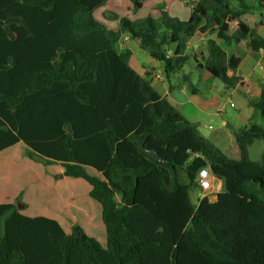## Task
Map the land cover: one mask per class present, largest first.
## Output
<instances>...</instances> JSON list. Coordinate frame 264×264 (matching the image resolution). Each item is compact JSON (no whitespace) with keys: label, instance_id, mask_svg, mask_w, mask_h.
I'll return each mask as SVG.
<instances>
[{"label":"trees","instance_id":"1","mask_svg":"<svg viewBox=\"0 0 264 264\" xmlns=\"http://www.w3.org/2000/svg\"><path fill=\"white\" fill-rule=\"evenodd\" d=\"M114 1L0 0V152L24 142L31 160L85 180L107 232L103 247L80 225L67 234L54 219L1 204L0 264H264V153L249 155L264 127L235 132L241 158H229L133 69L130 49L117 48L128 34L169 74L189 61V38L207 35L209 55L195 61L234 88L238 52L264 49L244 20L264 13V0H198L188 20L161 5L157 18L117 17L109 30L95 13ZM130 1L137 13L151 0ZM254 106L264 119V88ZM204 168L223 191L194 203Z\"/></svg>","mask_w":264,"mask_h":264},{"label":"crops","instance_id":"2","mask_svg":"<svg viewBox=\"0 0 264 264\" xmlns=\"http://www.w3.org/2000/svg\"><path fill=\"white\" fill-rule=\"evenodd\" d=\"M169 1L165 2L164 0H151L145 4L144 8L148 6L158 7L159 5L164 4L165 10H168L169 6L171 5ZM245 1L249 4L256 5L259 0ZM185 7L187 9L184 11L183 19L180 18L181 20H188L193 11V5L189 7L187 2L185 3ZM109 8L111 7H105L101 9H105L107 12H110L108 10ZM98 11H96L95 17L101 24L106 26L107 29L111 30L118 27V20L116 25H114L113 22L115 23V20L111 21V19H107L105 15L103 16L108 23L102 19H99L97 17ZM151 11L152 10L150 9L149 15L147 16H153L154 18L159 17L160 9L153 11V13ZM171 16L179 18L177 14ZM244 20L251 28H256L259 35L264 38V13L256 12L253 14H248L244 16ZM109 25H111V27H109ZM127 37H129V39ZM210 37L215 38L216 35L213 34ZM208 38L209 37L207 35L202 34H196L192 38H189L185 55H188L191 58H194V55H197L198 59H201V56L203 55L204 58H207L209 55L208 47L206 45ZM134 43L136 45L133 47ZM119 44H125V47L122 46L120 51ZM204 47H207L206 50L203 51L201 56H198V51ZM117 48L119 52H123L126 49H130L132 51L133 55L130 58V65L133 67V69L136 70L141 76L150 79L155 90L163 98L168 99L177 108V110L196 127V129L197 126L193 122L194 119L191 118L193 120L192 121L190 120V117L195 116V120L197 122L200 119H205L204 123L221 121L225 127L229 126L226 113L227 107L226 105L222 106V97H215L212 101L213 105L209 107L200 105L196 100V97H198L200 93V85L201 88L205 89L207 83L213 81L214 78L205 68L200 67L196 61H194V65H190L189 69L185 67L187 65L186 64L181 69L167 74L163 69V65L150 57L148 52L142 50L138 43L132 40L128 34H125L120 39L117 44ZM175 48L176 45H172L169 52L173 53ZM234 51V46L229 47V54H232ZM238 53L241 55L242 61L238 68L237 74L242 78V80L234 88L228 89L226 86H224L223 93L227 101L235 104V110L240 112L238 114L240 120L246 121L249 117L247 113H249V108L252 105V102L260 97L261 91L264 88V49L254 54H246L244 51H239ZM201 63L204 62L201 61ZM189 85L192 89L191 92H189L188 89ZM256 125L264 127L261 124ZM209 128L211 129L212 125H210ZM201 136L204 137L203 135ZM209 141L212 142L229 158L234 160H239L241 158L240 149L236 142L234 132L232 134L223 131L220 136H216L213 138V140ZM19 146L25 149L23 152H21L20 156L17 157L16 150ZM11 150H14V153L6 158L11 159L9 160L8 174L6 177L0 179V205L15 203L19 207L20 213L23 215L29 217L43 216L54 219L61 224L67 234H71L72 227L66 224V215H73L74 213L79 212L86 213L84 209L80 207L79 193L76 191V187H80L85 180L65 176V168L62 163H55L46 166L40 162L31 160L27 156L26 152H28L29 149L24 144V142H19L16 145L0 152V154ZM2 162L3 161L0 160V163ZM87 171L99 173L90 167H87ZM217 180L223 184V181L219 179ZM90 191L91 186L89 193ZM216 200L217 195L215 199L211 201L214 202ZM92 207H94L93 209H96L95 207H97V209L99 208V206L95 204L92 205ZM97 215L99 216V214ZM91 219L93 221V226L91 228H94L95 223L97 225V218H95V216H91ZM101 224L105 226L104 222ZM67 228H69V231ZM103 239L105 241V245H101L106 247L107 232L106 239L104 237Z\"/></svg>","mask_w":264,"mask_h":264},{"label":"rangeland","instance_id":"3","mask_svg":"<svg viewBox=\"0 0 264 264\" xmlns=\"http://www.w3.org/2000/svg\"><path fill=\"white\" fill-rule=\"evenodd\" d=\"M164 1L168 2L169 0H164ZM197 1L198 0H170L169 2L171 5L169 6L168 10L167 9L166 10L167 12H169V14L171 15L177 14L179 18L183 19L184 11L185 9H187L185 7V3L187 2V4L190 7L191 5H194ZM234 4H237V3L234 2ZM161 5H164V4H161ZM161 5H159L158 7L148 6V7H145L143 10L135 13L133 11V5L130 0H115L113 6L108 9L110 12H107L105 9H101L98 11L97 17L107 22L103 16L105 15L107 19H111V21L115 20V23L113 22V24L116 25L117 20H118L117 17H128L129 19L144 18L147 15H149L150 9L152 10L151 12L153 13V11L160 9ZM163 8H165V6H163ZM111 25H109V27H111ZM135 45L136 44L134 43L133 47ZM122 46L125 47V44L123 45L119 44V51L121 50ZM194 61H195L194 58L190 57L189 62L186 63L187 65L185 64L186 65L185 67L189 69L190 65H194L195 63ZM224 86L225 84L220 82V80L213 78V81L207 83V86L205 89L201 88V85H200L199 87L200 93L198 97H196V100L198 101L200 105H203L204 107H209L213 105L212 101L215 97H222V106L226 105L227 107L226 113H227V121L229 122V126L225 127L221 121L204 123L205 119H200L197 122L195 120V116L190 117V120H192L191 118L194 119V121L193 120L192 121L197 126L199 133L203 135L205 138L209 140H213V138H215L216 136H220V134L223 131L233 134V132L234 133L240 132L245 126H250L252 124H261L262 126H264V119L259 115V112L254 106V103L257 101V99L254 102H252V105L249 108V113H247L249 117L247 118V120L246 121L240 120V117H238V114L240 112L238 110H235V104L227 101L226 97L224 96V93H223ZM188 89H189V92H191L192 89L190 85ZM210 125H212L211 129L209 128ZM24 149L25 148L21 146L17 147V150H16L17 157L20 156L21 152H23ZM249 152H250V157L252 160L260 161L264 153V141H261V140L255 141L254 144L250 146ZM13 153H14V150L0 154V160L4 161L7 157L12 155ZM7 174H8V167L0 169V179L6 177ZM89 174L103 179L101 174L96 173L94 171H89ZM83 182L84 183L80 187H76V191L77 193H79L80 207H82L86 213L79 212V213H74L73 215H66V224L72 228L75 225H81L82 228L86 231V233L96 238L101 244L105 245V241L103 237L106 239V229H105V226L101 224L103 223L102 217H101V214H102L101 206L96 201L90 198L89 196L90 185L86 183L85 181ZM185 183L188 184L189 181L185 180ZM221 191H223V184L217 179L216 181H214L213 187L209 191H201V189L199 188L197 184L194 187V189L191 190L192 200L194 203H197L200 198H203L206 196L210 197L211 200H214L216 197V194ZM116 199L117 201H120V196L117 195ZM92 203H94L95 205H98L100 210L99 208L97 209V207H95L96 209H93L94 207H92V205L94 204ZM97 214H99V216ZM89 216L90 217L95 216V218H97V225L95 223L94 228H91L92 226H88L87 224L88 223L87 218ZM67 230L69 231V228H67Z\"/></svg>","mask_w":264,"mask_h":264},{"label":"built area","instance_id":"4","mask_svg":"<svg viewBox=\"0 0 264 264\" xmlns=\"http://www.w3.org/2000/svg\"><path fill=\"white\" fill-rule=\"evenodd\" d=\"M129 39V37H127ZM167 57H171L170 52L167 53ZM214 181H216L215 177L213 176L212 172L209 168H204L200 170L198 174V186L201 191H209L212 189ZM220 186V185H219Z\"/></svg>","mask_w":264,"mask_h":264},{"label":"water","instance_id":"5","mask_svg":"<svg viewBox=\"0 0 264 264\" xmlns=\"http://www.w3.org/2000/svg\"><path fill=\"white\" fill-rule=\"evenodd\" d=\"M206 48H207V47H204V48L200 49V50L198 51V56H201L202 53H203V51L206 50ZM141 147H142V149L145 151V153H146L147 155H149L150 157H152V158H154V159H156V160L161 161V157L159 156V154L157 153L156 150L145 148L144 145H143V143L141 144ZM102 177H103V176H102ZM103 179H105V178L103 177Z\"/></svg>","mask_w":264,"mask_h":264}]
</instances>
